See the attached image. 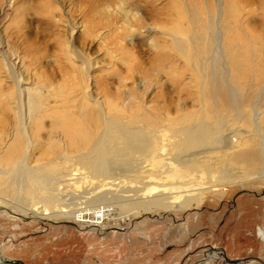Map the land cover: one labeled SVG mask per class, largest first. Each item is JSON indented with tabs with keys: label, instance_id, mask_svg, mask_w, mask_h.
I'll use <instances>...</instances> for the list:
<instances>
[{
	"label": "rangeland",
	"instance_id": "rangeland-1",
	"mask_svg": "<svg viewBox=\"0 0 264 264\" xmlns=\"http://www.w3.org/2000/svg\"><path fill=\"white\" fill-rule=\"evenodd\" d=\"M120 1L0 0V93H15L11 76L23 78L33 88L44 86L47 92L58 89L67 73L73 70H79L78 75H82L79 64L69 57V43L70 50L79 58L95 65L90 67L88 83L94 95L106 90L113 97L127 92L140 97L144 91L141 74L155 64L162 52L170 56L164 69L174 63V70L182 74L181 80L190 82L191 76L197 75L179 56L171 36L181 45L189 42L173 30H178L176 25L189 26L187 20L180 22V18H188L189 14L194 15L195 22L199 20L206 25L222 4L227 29L224 43H235L240 61L236 63V70L227 74L231 69L228 60L225 69L208 59L211 53L204 58L207 78L202 87L207 113L226 123L235 111L231 93L237 90L239 103L244 105L239 108L241 116L250 119L257 113L264 119V0ZM153 16L157 22L150 18ZM146 17L149 18L146 20ZM151 40L160 53L154 51ZM127 65L136 68L134 74L128 72ZM126 73L134 80L118 82L121 79L118 77L123 78ZM178 76L175 72L166 77ZM148 77L152 84H145L150 87L143 101L152 112H164L165 105L172 114L178 111L179 105L192 113L200 110V104L194 101L197 96L193 88H188L193 95L189 93V99L183 101L184 95H178L164 75L157 79L151 74ZM96 79L102 82L98 90L94 86ZM159 93L163 94L162 98L158 97ZM2 102L0 99V130L3 116L11 114L9 106H2ZM51 125L49 118L43 120L41 138L47 140ZM6 147L0 149V154ZM72 155L68 154L69 163L63 166L83 179L87 172L78 165L75 154ZM253 157L259 161L257 154ZM232 163L225 170L235 176L234 170L240 164L237 160ZM261 168L264 169V158L254 172H262ZM111 174L105 176L108 186L104 188L94 189L102 179L94 177L95 174L91 175L93 185L81 180L83 187L78 196L88 189L86 197L93 198L111 188L112 200H87L78 205L83 199L76 197L78 201L72 202L67 200L70 198L67 189L62 192V204L75 202L71 209L96 211L108 205L104 208L107 220L98 221L100 218L87 213L80 218L37 220L28 212L31 205L28 199L20 200L14 194L4 196L5 201L0 198V264L3 260L23 264H264V183L236 184L222 198L208 195L184 208L153 207L149 211L146 202L136 203L141 191L122 192L132 185L126 175L118 171ZM51 185L48 194H57L58 186ZM121 185L123 188L119 189ZM135 185L142 187L143 184L138 181ZM96 222L103 225L91 226Z\"/></svg>",
	"mask_w": 264,
	"mask_h": 264
},
{
	"label": "bare ground",
	"instance_id": "bare-ground-1",
	"mask_svg": "<svg viewBox=\"0 0 264 264\" xmlns=\"http://www.w3.org/2000/svg\"><path fill=\"white\" fill-rule=\"evenodd\" d=\"M221 10L224 11L222 4L218 13L214 18L210 17L206 25L199 20L195 22L194 15L189 14L188 18L185 17L183 20L180 18L181 23L187 20L189 26L176 25L178 30H173L174 34L180 33L183 39L189 42L187 45H181L176 37L171 36L173 46L183 61L192 68L191 71L196 73V78H199L197 81L193 76L190 82L181 80L182 74L174 70V63L165 70L164 65L167 64L165 61H169L170 56L169 54L164 56L162 52L157 60L154 59L155 64L141 74L143 81L140 80V84L144 91L140 97L133 92L113 97L106 90L96 92L94 95L92 90L90 93L88 83L90 67L93 68L95 65L89 60L79 58L78 54L70 50V43L67 45L69 57L73 63L79 64V67L75 66L80 68L82 75H78L79 70L67 73L65 80L55 91L52 89L45 92L44 86L35 85L33 88L23 78L11 76L15 93H0L2 106L8 105L11 110L9 116H3L0 130V149L7 146L0 154V198L4 199V196L14 194V197L20 200L28 199L31 203L28 212L37 220L80 218L87 213L102 221L103 218H108L104 214V208L107 209L108 205L99 207L96 211L78 207L71 209L75 202L62 204L63 190L66 188L65 190L70 193L67 200L72 201L76 197L78 200L83 199L79 203L76 202L78 205L87 200L91 202L112 200L114 195L111 188L93 198L86 197L89 194L88 189L83 195L78 196L83 187L79 182L84 180L85 183L93 185L92 178L98 176L102 179L97 182L98 186H94V189L104 188L108 186L104 181L105 176L108 173H112L110 176H113L118 171L126 175L129 184H132L122 192L135 194L141 191L136 203L146 202L145 205L150 206V211L153 207L184 208L208 195L222 198L228 189L235 187L236 184L264 183V169L261 168L260 173L254 172L260 160L264 158L263 117L257 113L250 119L241 116L239 108H244V105L239 103L237 90L231 93V103L235 111L226 123L207 113V100L202 87L207 78L204 58L207 59L211 53L208 59L225 69L227 68L224 64L228 60L231 69L227 74L235 71L236 63L240 61L237 55L240 53L235 51V43H224L223 37L227 29ZM125 14L127 15V12ZM148 18L146 17V20ZM150 18L157 22L155 16ZM195 25L198 26L197 31ZM150 42L154 51L160 53L161 51L153 45V41ZM127 68L130 74L136 71L132 65H127ZM175 72L178 77H166ZM130 74L126 73L123 78L119 76L121 79L118 82H132L134 78ZM149 74L155 79L164 75L167 81L172 83L174 91L178 95H184L183 101L189 99L190 94L196 95V100H193L200 104V110L192 113L178 104L179 109L177 108L178 111L174 114L168 111V105H165L164 112L159 114L152 112L147 107L149 105L143 101L146 89L150 87L145 84H152ZM96 83L94 82V86L98 90L102 82L98 83L96 79ZM238 86L236 84V89ZM188 88H193L194 93H190ZM158 97L162 98L163 94L159 93ZM46 118L52 122L47 140L41 138V133L39 134L42 131V122ZM177 126L179 128H175ZM68 154H73L72 156L75 154L78 165L87 172L83 179L75 173H70L69 169L63 166L69 163ZM255 154L258 155L257 162V159L253 160ZM236 160L240 166L236 167L234 170L236 174L232 176V172L228 174L225 167ZM31 163L33 166L30 168ZM92 174H95L94 177ZM138 181L143 184L142 187L135 185ZM51 184L58 186L57 194H48ZM121 188L122 185L119 189ZM39 195L44 198L41 199ZM91 221L89 223H93ZM102 223L96 222L91 226H102Z\"/></svg>",
	"mask_w": 264,
	"mask_h": 264
},
{
	"label": "water",
	"instance_id": "water-1",
	"mask_svg": "<svg viewBox=\"0 0 264 264\" xmlns=\"http://www.w3.org/2000/svg\"><path fill=\"white\" fill-rule=\"evenodd\" d=\"M3 264H23L20 261H8V260H3ZM235 264H240V262H235Z\"/></svg>",
	"mask_w": 264,
	"mask_h": 264
},
{
	"label": "built area",
	"instance_id": "built-area-1",
	"mask_svg": "<svg viewBox=\"0 0 264 264\" xmlns=\"http://www.w3.org/2000/svg\"><path fill=\"white\" fill-rule=\"evenodd\" d=\"M80 222V221H79Z\"/></svg>",
	"mask_w": 264,
	"mask_h": 264
}]
</instances>
